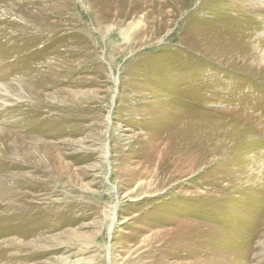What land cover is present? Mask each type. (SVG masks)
<instances>
[{
	"label": "rangeland",
	"instance_id": "1",
	"mask_svg": "<svg viewBox=\"0 0 264 264\" xmlns=\"http://www.w3.org/2000/svg\"><path fill=\"white\" fill-rule=\"evenodd\" d=\"M255 2L0 0V264H264Z\"/></svg>",
	"mask_w": 264,
	"mask_h": 264
},
{
	"label": "bare ground",
	"instance_id": "2",
	"mask_svg": "<svg viewBox=\"0 0 264 264\" xmlns=\"http://www.w3.org/2000/svg\"><path fill=\"white\" fill-rule=\"evenodd\" d=\"M253 1V0H252ZM256 1V2H255ZM258 1V2H257ZM254 2H255V4H257L259 7H261V8H264V0H254ZM251 3V2H250ZM257 5L255 6V7H257ZM253 6V5H252ZM260 9V8H259ZM259 22H263L262 21V19H259ZM242 23H240L239 25H237L238 27H239V29H241L242 27H243V25H246V24H242ZM252 25V24H251ZM253 25H255V24H253ZM234 26H236V25H234ZM260 28H264V22H263V24L262 23H260V25L259 24H257L256 25V27L254 28L255 30L253 31V29L251 30L249 27H247L245 30H243L244 32H240L239 31V29L237 30L238 31V33L242 36V39H246V40H251L252 39V37L257 33V30H259ZM250 29V31L249 32H246V31H248ZM236 30V29H235ZM31 31V30H30ZM259 35V34H258ZM257 38V37H256ZM257 41V40H256ZM244 63V62H243ZM32 74V73H31ZM31 74H29V76L31 75ZM28 76V75H27ZM24 77V76H23ZM27 78V77H26ZM23 82H24V80H23ZM24 103V102H23ZM29 103H31V102H29ZM25 104V103H24ZM20 110V109H19ZM24 122V121H23ZM29 150V149H28ZM6 166V165H5ZM61 171V170H60ZM117 206V205H116ZM112 220H113V225L115 224V216H113V218H112ZM113 230V226H112V228H111V231ZM111 231H110V233H111ZM110 236H111V234H110ZM25 248V247H24ZM24 248H20V249H24Z\"/></svg>",
	"mask_w": 264,
	"mask_h": 264
},
{
	"label": "water",
	"instance_id": "3",
	"mask_svg": "<svg viewBox=\"0 0 264 264\" xmlns=\"http://www.w3.org/2000/svg\"><path fill=\"white\" fill-rule=\"evenodd\" d=\"M107 151H108V156H109V146H107ZM116 205H118V204H116Z\"/></svg>",
	"mask_w": 264,
	"mask_h": 264
}]
</instances>
